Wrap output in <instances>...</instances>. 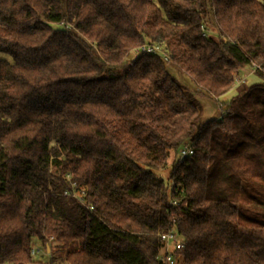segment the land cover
Wrapping results in <instances>:
<instances>
[{"label": "trees", "instance_id": "16d2710c", "mask_svg": "<svg viewBox=\"0 0 264 264\" xmlns=\"http://www.w3.org/2000/svg\"><path fill=\"white\" fill-rule=\"evenodd\" d=\"M146 41L211 97L263 80L206 119ZM0 52V263L168 264L175 230L178 264H264V0H0Z\"/></svg>", "mask_w": 264, "mask_h": 264}, {"label": "rangeland", "instance_id": "374dc122", "mask_svg": "<svg viewBox=\"0 0 264 264\" xmlns=\"http://www.w3.org/2000/svg\"><path fill=\"white\" fill-rule=\"evenodd\" d=\"M134 54H138L133 52ZM0 58L11 61V57L8 54L0 52ZM167 70L188 90L192 91L199 103L202 106L203 117L206 119H219L222 114V108L225 106L231 99L232 96L237 94L242 89H245L251 85L260 83L263 79L262 77L254 71L252 66H244L241 70V75L235 83V85L226 93L222 94L218 98L211 97L207 94L201 93L192 80L184 73L180 72L176 65L173 62L167 63ZM174 154L171 152L168 158V163L165 169L156 170L155 174L164 179H167L169 170L174 159ZM250 201L245 202L243 205L244 209H247L246 221L250 223H264V185L258 184L255 185L250 192ZM252 199V200H251ZM34 244L39 248V252L35 255H32V261L28 264H66L64 256L66 252L76 245H70L68 247L61 246L58 249L50 253V250H47L38 242ZM55 246V243L52 244ZM53 258V262L51 261Z\"/></svg>", "mask_w": 264, "mask_h": 264}, {"label": "built area", "instance_id": "2783aa9c", "mask_svg": "<svg viewBox=\"0 0 264 264\" xmlns=\"http://www.w3.org/2000/svg\"><path fill=\"white\" fill-rule=\"evenodd\" d=\"M133 52L138 54H152L158 56L162 61L168 63L171 62V58L165 51L161 44L155 42H143L142 44L133 48ZM258 67V66H257ZM238 79L236 80L237 83ZM192 154V148L188 144H184L179 150V161ZM172 205H177V201L173 200ZM160 239L163 242L162 253L160 254V259L168 264H178L181 256L176 250L183 246L180 236L175 230H167L160 234ZM39 252V248L35 245H31L30 253L35 255ZM0 264H10L8 262H2Z\"/></svg>", "mask_w": 264, "mask_h": 264}, {"label": "water", "instance_id": "95a60500", "mask_svg": "<svg viewBox=\"0 0 264 264\" xmlns=\"http://www.w3.org/2000/svg\"><path fill=\"white\" fill-rule=\"evenodd\" d=\"M131 56H132V54L129 55V57H131ZM47 250H49V249H47Z\"/></svg>", "mask_w": 264, "mask_h": 264}]
</instances>
